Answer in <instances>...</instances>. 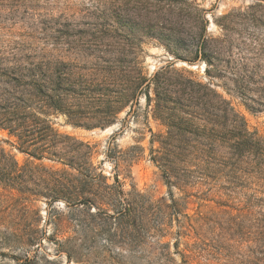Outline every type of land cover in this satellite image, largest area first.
Masks as SVG:
<instances>
[{"label":"rangeland","instance_id":"374dc122","mask_svg":"<svg viewBox=\"0 0 264 264\" xmlns=\"http://www.w3.org/2000/svg\"><path fill=\"white\" fill-rule=\"evenodd\" d=\"M204 51L218 75L210 88L264 139V1L0 0L5 67L32 64L67 89L48 117L58 136L30 148L34 157L0 130V264L264 257L254 240L264 229V175L236 185L221 166L191 158L216 128L182 112L168 124L146 87L157 71L172 92L187 80L206 85ZM141 79L132 100L111 104L106 89ZM174 96L163 104L175 108ZM189 102L181 109L202 114ZM204 102L211 119V95ZM168 146L183 154L166 175Z\"/></svg>","mask_w":264,"mask_h":264},{"label":"trees","instance_id":"16d2710c","mask_svg":"<svg viewBox=\"0 0 264 264\" xmlns=\"http://www.w3.org/2000/svg\"><path fill=\"white\" fill-rule=\"evenodd\" d=\"M201 57L206 67L204 73L209 78L206 85L187 80L179 93L172 92L168 89L167 79L157 71L151 79L147 80L146 87L149 89L150 86H153L156 99L155 110L166 117L165 120L168 124L175 125L181 119L178 116L180 112L198 120L207 121L208 119L211 121L216 129L212 130L210 142H198L197 151L186 153L191 158L201 159L209 166H221L226 170L225 177L230 179L228 183L240 185L245 183L250 176L264 175V139L255 133L248 132L243 118L235 113L230 102L224 100L214 89L210 88L212 79L218 75L215 74V70H211L212 64L205 51L202 52ZM38 72L39 67L32 64L25 68L18 65L6 68L4 60L0 58V130L17 139L18 151L33 157L34 155L29 152L30 148L35 151L44 149L41 148L42 146L36 148V143L44 142L49 136H58L50 125L48 117L57 114L67 98L66 80L61 79L54 82V80L46 79L45 76L37 77ZM144 82L146 80H133L129 81L126 87L121 90L106 89L112 94L111 104L117 106L132 100L135 94L141 91ZM52 86L59 88L58 91L62 94H56V92L50 94L49 91H56L52 90ZM190 86L192 87L190 88ZM172 93L176 99L172 102L177 104L175 108L163 104L171 101ZM209 95L212 97V104L209 105L210 116L213 117L211 119L204 115L207 113L204 97ZM240 95L245 96L243 93ZM145 97L146 100H150L147 92ZM183 101H190L191 104L188 106L198 109L202 114L188 113L182 110L180 105ZM220 127L224 128V132L217 130ZM47 132L50 135H46ZM164 151L167 157L163 167L166 169L165 174L167 175V172L176 166L177 156L183 153H176L171 146L164 148ZM51 155L53 156V154ZM254 240L264 247V229L257 234ZM258 253L264 255V252ZM247 263L264 264V257L253 256L252 259H248Z\"/></svg>","mask_w":264,"mask_h":264}]
</instances>
